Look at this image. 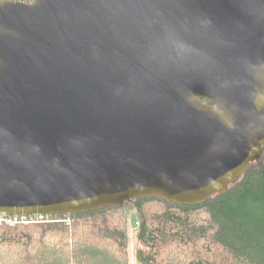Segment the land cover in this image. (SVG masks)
<instances>
[{"label":"water","instance_id":"obj_1","mask_svg":"<svg viewBox=\"0 0 264 264\" xmlns=\"http://www.w3.org/2000/svg\"><path fill=\"white\" fill-rule=\"evenodd\" d=\"M263 149L264 0L0 1L1 214L198 205Z\"/></svg>","mask_w":264,"mask_h":264},{"label":"trees","instance_id":"obj_2","mask_svg":"<svg viewBox=\"0 0 264 264\" xmlns=\"http://www.w3.org/2000/svg\"><path fill=\"white\" fill-rule=\"evenodd\" d=\"M51 220L0 226V264H264V149L202 204L141 197Z\"/></svg>","mask_w":264,"mask_h":264},{"label":"built area","instance_id":"obj_3","mask_svg":"<svg viewBox=\"0 0 264 264\" xmlns=\"http://www.w3.org/2000/svg\"><path fill=\"white\" fill-rule=\"evenodd\" d=\"M51 220V216L49 215H42V214H35V215H6L0 214V226L8 225L14 226L17 224H32V223H43L49 222ZM69 224V220H66Z\"/></svg>","mask_w":264,"mask_h":264},{"label":"rangeland","instance_id":"obj_4","mask_svg":"<svg viewBox=\"0 0 264 264\" xmlns=\"http://www.w3.org/2000/svg\"><path fill=\"white\" fill-rule=\"evenodd\" d=\"M0 1H13V2L27 3L26 0H0ZM130 225L132 227L133 225L132 221L130 222ZM132 231H133V228H132ZM132 247H134V242L132 243ZM133 264H136V263L134 262Z\"/></svg>","mask_w":264,"mask_h":264}]
</instances>
